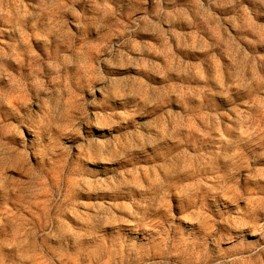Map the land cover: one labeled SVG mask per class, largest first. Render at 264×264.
<instances>
[{
    "label": "clouds",
    "instance_id": "obj_1",
    "mask_svg": "<svg viewBox=\"0 0 264 264\" xmlns=\"http://www.w3.org/2000/svg\"><path fill=\"white\" fill-rule=\"evenodd\" d=\"M0 264H264V0H0Z\"/></svg>",
    "mask_w": 264,
    "mask_h": 264
}]
</instances>
